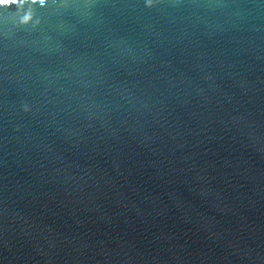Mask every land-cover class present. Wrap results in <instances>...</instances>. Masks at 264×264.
Listing matches in <instances>:
<instances>
[{
	"label": "water",
	"instance_id": "95a60500",
	"mask_svg": "<svg viewBox=\"0 0 264 264\" xmlns=\"http://www.w3.org/2000/svg\"><path fill=\"white\" fill-rule=\"evenodd\" d=\"M0 264H264V0L0 5Z\"/></svg>",
	"mask_w": 264,
	"mask_h": 264
},
{
	"label": "clouds",
	"instance_id": "9594fccd",
	"mask_svg": "<svg viewBox=\"0 0 264 264\" xmlns=\"http://www.w3.org/2000/svg\"><path fill=\"white\" fill-rule=\"evenodd\" d=\"M10 2H11V0H0V5H5V4H8Z\"/></svg>",
	"mask_w": 264,
	"mask_h": 264
}]
</instances>
